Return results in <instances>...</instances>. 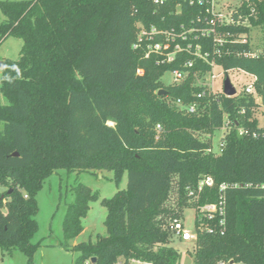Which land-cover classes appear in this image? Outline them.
<instances>
[{
  "label": "trees",
  "instance_id": "obj_1",
  "mask_svg": "<svg viewBox=\"0 0 264 264\" xmlns=\"http://www.w3.org/2000/svg\"><path fill=\"white\" fill-rule=\"evenodd\" d=\"M180 2L181 13L171 14L176 3L158 7L149 0H0V43L23 41L20 58L1 68V249L18 250L34 264L36 197L45 181L61 171H109L117 186L127 174V188L102 201L106 234L94 243L70 241L83 232L81 219L99 197L82 184L71 189L61 247L79 253L75 264H178L170 226L181 218L166 204L174 184L183 210L217 203L221 186H228L224 234L218 217L196 215L195 264H264V138L237 131L258 129L264 117V49L249 57L250 43L228 37L219 55L213 38L192 33L181 44L191 43L193 51L200 45L208 61L186 52L169 64L145 58V44L134 48L141 27L182 32L205 26L206 6ZM239 15L249 27L219 31H264V0H242L235 19ZM190 60L193 65H185ZM213 62L225 77L235 70L253 75L261 104L253 95L213 92L206 79ZM175 71L184 79L166 84L164 75ZM190 104L196 112H188ZM226 121L231 129L222 152H208ZM205 178L213 186L190 198Z\"/></svg>",
  "mask_w": 264,
  "mask_h": 264
},
{
  "label": "rangeland",
  "instance_id": "obj_2",
  "mask_svg": "<svg viewBox=\"0 0 264 264\" xmlns=\"http://www.w3.org/2000/svg\"><path fill=\"white\" fill-rule=\"evenodd\" d=\"M1 1H21V0H1ZM225 7L235 8L242 0H220ZM5 20V16L0 10V24ZM251 42L255 52H261L264 49V31L262 28H253L251 30ZM23 41L14 37H9L0 43V62L5 60L16 61L20 58ZM3 71L0 68V83ZM216 76L212 80L211 74L207 76V84H212L214 90L219 91L223 88L225 73L221 67H216L213 71ZM228 77L237 86L243 87L251 80L249 76L244 75L241 71H229ZM166 84L173 82L172 73H166L163 77ZM201 83V82H200ZM239 87V88H240ZM261 123H264V117H261ZM226 130L220 129L213 138V148L218 150L220 140L225 136ZM128 177L124 175L119 186L114 182L112 172H57L49 177L43 188L37 194L36 200L38 205V214L36 221L38 232L32 239V243H39L33 262L34 264H75L79 255L76 251H67L61 247L64 241L63 221L67 203L73 199L71 189L77 184H82L91 190L93 194L98 195L99 199L90 203V209L85 217L81 219L83 232L70 241L72 246L80 243H94L98 235L106 234L105 219L107 209L103 206L102 201L111 199L119 190L127 188ZM4 189L0 188V193ZM178 212L184 227L195 231V220L197 212L194 208H179V194L175 184L166 202ZM171 246L176 249L181 257L178 264H195V243L185 242L177 238L172 233ZM0 264H28L25 254L18 250L11 252L0 248ZM137 264V262H131Z\"/></svg>",
  "mask_w": 264,
  "mask_h": 264
},
{
  "label": "built area",
  "instance_id": "obj_3",
  "mask_svg": "<svg viewBox=\"0 0 264 264\" xmlns=\"http://www.w3.org/2000/svg\"><path fill=\"white\" fill-rule=\"evenodd\" d=\"M154 5L161 7L165 6L169 3H176L175 10H171V14H180L182 3L180 0H149ZM186 2H189V4L192 5H201L206 6V13L207 16L205 18V26L202 28H191L190 30H183L182 32H176L175 29L172 30H159L157 28H152L151 30H147L144 27H141V31L139 33L138 42L134 45V48H140L143 44H145V58H150L151 56L157 57V64H169L176 60L177 56L181 53H188L192 55L195 58L202 59L203 61H208V53H201L200 51V45H196V51H193V45L191 43H188L185 47L181 44L180 41H186L189 34L196 33L195 39H198L199 37L202 38H213V42L216 45L217 51L216 53L221 55L223 48H225V45L229 42L228 37L234 38L231 40V43H241L246 44L251 42V33L248 34H232L230 31H227L226 33H221L219 29L222 27L227 26H247L249 27L250 24L248 22V19L242 20V17L239 15L238 19H235V14L239 12V8L242 6V1L236 6L235 8H229L225 7L224 4H221L220 0H184ZM252 14H254V9H252ZM182 29L184 27L182 26ZM258 55V52L252 51L247 54L249 57H256ZM194 63L193 60L188 61L185 65L192 66ZM211 66L214 69L217 67L216 64L213 62L211 63ZM213 71L211 74L212 80L216 78L215 75H213ZM244 75L249 76L251 80L247 82L243 87L237 86L234 82L231 83L233 87L236 90V94L233 96H228L224 94L223 88L219 90V92H222L226 97L233 98L240 94L243 95H253L256 98L257 104H261V99L258 98L254 83L256 81V78L253 75H250L248 73H245L241 71ZM142 71H138V74H141ZM173 75V82L172 83H180L184 79V74H182L180 71H175L172 73ZM213 92H217L214 90L212 84H207ZM240 87V88H239ZM203 95V94H202ZM201 94L198 95V97H202ZM181 102L178 101V105H180ZM182 107V106H181ZM188 112L194 113L196 112V104H190L186 107ZM243 112H245L243 110ZM158 129H160V126H158ZM226 130V134L230 131L231 125L229 121H226V125L222 128ZM239 136H252L253 138H264V123L259 126L256 130H250L243 127H240L237 129ZM225 134V135H226ZM223 136L220 140V145L218 150H215L214 148H211L208 152L211 153H221L223 149ZM206 186H213V180L212 178H205L201 180L196 188L189 190L188 196L190 198L196 199L198 195L204 190ZM227 185L221 186V192L222 195L220 197V200L217 203L213 204H206L201 207H197L195 210L197 214H201L204 217H207L208 219H213L215 217L219 218V225H220V233L224 234L226 230V196L224 194L225 190L227 189ZM171 231L173 234L185 242H191L193 241L195 243L196 241V232H191L187 230L184 227V224L181 219H174L171 222ZM219 264H235L233 261H221Z\"/></svg>",
  "mask_w": 264,
  "mask_h": 264
},
{
  "label": "water",
  "instance_id": "obj_4",
  "mask_svg": "<svg viewBox=\"0 0 264 264\" xmlns=\"http://www.w3.org/2000/svg\"><path fill=\"white\" fill-rule=\"evenodd\" d=\"M5 64L4 62H0V68H4ZM223 91H224V94L228 95V96H233L236 94V90L235 88L233 87L232 83H231V80H230V77H225L224 79V82H223ZM159 95L161 94H166V91L165 90H160L158 92ZM17 155V154H16ZM3 213H7V210L6 209H3L2 210ZM96 262V258H92V263H95Z\"/></svg>",
  "mask_w": 264,
  "mask_h": 264
},
{
  "label": "crops",
  "instance_id": "obj_5",
  "mask_svg": "<svg viewBox=\"0 0 264 264\" xmlns=\"http://www.w3.org/2000/svg\"><path fill=\"white\" fill-rule=\"evenodd\" d=\"M132 262H134V261H132ZM137 264H142V263H138V262H137Z\"/></svg>",
  "mask_w": 264,
  "mask_h": 264
}]
</instances>
